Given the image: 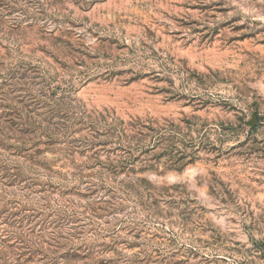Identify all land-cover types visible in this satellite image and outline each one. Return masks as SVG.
Returning <instances> with one entry per match:
<instances>
[{
  "label": "rangeland",
  "instance_id": "obj_1",
  "mask_svg": "<svg viewBox=\"0 0 264 264\" xmlns=\"http://www.w3.org/2000/svg\"><path fill=\"white\" fill-rule=\"evenodd\" d=\"M0 264H264V0H0Z\"/></svg>",
  "mask_w": 264,
  "mask_h": 264
},
{
  "label": "trees",
  "instance_id": "obj_2",
  "mask_svg": "<svg viewBox=\"0 0 264 264\" xmlns=\"http://www.w3.org/2000/svg\"><path fill=\"white\" fill-rule=\"evenodd\" d=\"M127 187L128 186H125V188H127ZM11 233H8L7 234L8 236L6 238H8L9 240H12L13 242H15L17 244V246L21 247L22 250H24V252L26 251V252L30 253V252H32V249L34 247H38V249L43 251V247H44L43 246V242H40V240H39V238L37 236H35L36 238L35 237L32 238L30 235H27L26 232H22V233H18V234H16V232H11ZM26 255L27 254L22 255V257H24ZM30 256H31V254H29V257ZM80 260L87 261L88 258H86L84 256V257L80 258Z\"/></svg>",
  "mask_w": 264,
  "mask_h": 264
}]
</instances>
